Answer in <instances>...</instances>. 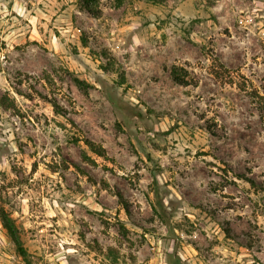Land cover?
<instances>
[{
    "label": "rangeland",
    "instance_id": "obj_1",
    "mask_svg": "<svg viewBox=\"0 0 264 264\" xmlns=\"http://www.w3.org/2000/svg\"><path fill=\"white\" fill-rule=\"evenodd\" d=\"M99 6L0 0V264H264V0Z\"/></svg>",
    "mask_w": 264,
    "mask_h": 264
},
{
    "label": "trees",
    "instance_id": "obj_2",
    "mask_svg": "<svg viewBox=\"0 0 264 264\" xmlns=\"http://www.w3.org/2000/svg\"><path fill=\"white\" fill-rule=\"evenodd\" d=\"M140 1L150 2L153 4H162L166 0H140ZM83 6L87 10V12L89 14H91L94 18H98L102 14V11H101L100 6H99V0H83ZM123 79H125V78L123 77ZM179 261H180L179 259L176 260L175 264H179Z\"/></svg>",
    "mask_w": 264,
    "mask_h": 264
}]
</instances>
